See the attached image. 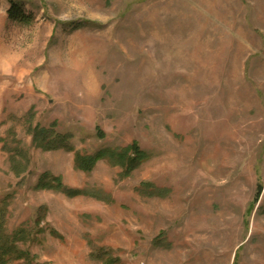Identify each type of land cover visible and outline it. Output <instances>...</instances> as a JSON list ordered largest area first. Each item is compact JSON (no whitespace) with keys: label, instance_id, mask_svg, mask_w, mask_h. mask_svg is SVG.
<instances>
[{"label":"rangeland","instance_id":"374dc122","mask_svg":"<svg viewBox=\"0 0 264 264\" xmlns=\"http://www.w3.org/2000/svg\"><path fill=\"white\" fill-rule=\"evenodd\" d=\"M10 1L0 203L31 264H264V0H14L30 22ZM134 145L132 170L75 165Z\"/></svg>","mask_w":264,"mask_h":264},{"label":"trees","instance_id":"16d2710c","mask_svg":"<svg viewBox=\"0 0 264 264\" xmlns=\"http://www.w3.org/2000/svg\"><path fill=\"white\" fill-rule=\"evenodd\" d=\"M10 3L11 8L8 12L10 20L30 22L33 19V14L27 13L23 5L14 0H11ZM31 134L33 135L34 141L38 142L44 150H72L70 144L71 135L69 134H59L53 130L38 126L31 128ZM130 152L133 153V157H129ZM107 158L113 163H121L123 166L125 165V167H128L129 170H132L146 160V154L141 151L137 145H134L131 150H125L121 154L105 150L98 152L94 156H82L78 153L76 154L75 165L77 169L81 171L90 172L94 169L99 160ZM50 179V176L41 179L39 187L42 189L52 188L63 191L69 196H76L80 193L78 190H67L63 188L60 179L55 178L52 179L53 181ZM54 182L56 184H54ZM25 237H27V233L24 230H18L12 235L8 233L6 229V209L5 206H1L0 203V264H14L15 262L31 264L32 261H30L31 256L29 252L23 251L18 247V243L24 241L26 239ZM115 262L117 261L109 258L105 264H116Z\"/></svg>","mask_w":264,"mask_h":264}]
</instances>
